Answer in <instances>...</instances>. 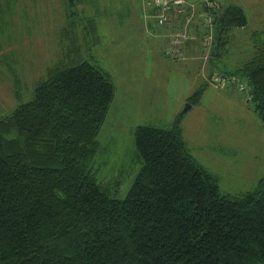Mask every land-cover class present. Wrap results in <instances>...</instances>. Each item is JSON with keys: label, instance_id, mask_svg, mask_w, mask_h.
Here are the masks:
<instances>
[{"label": "trees", "instance_id": "16d2710c", "mask_svg": "<svg viewBox=\"0 0 264 264\" xmlns=\"http://www.w3.org/2000/svg\"><path fill=\"white\" fill-rule=\"evenodd\" d=\"M221 5L210 61L248 23L242 8ZM254 48L234 84L248 86L264 123V40ZM114 98L100 68L61 62L0 119V264H264V177L252 192L222 194L178 131L137 127L142 166L125 199L97 180L91 166Z\"/></svg>", "mask_w": 264, "mask_h": 264}, {"label": "rangeland", "instance_id": "374dc122", "mask_svg": "<svg viewBox=\"0 0 264 264\" xmlns=\"http://www.w3.org/2000/svg\"><path fill=\"white\" fill-rule=\"evenodd\" d=\"M222 1L242 8L248 23L210 61L199 26L198 39L187 43L182 58L168 55L170 36L162 32L169 28L150 17L152 0H0V119L31 101L56 64L89 62L115 86L91 166L115 198H126L141 169L139 126L178 131L191 157L216 176L222 194L254 191L264 177V123L234 82L219 88L214 83L219 77L239 80L236 70L264 40L258 35L264 30V0ZM196 5L201 14L205 2ZM215 11L216 6L214 20ZM191 44L199 47L197 58L185 53ZM196 94L198 103L190 99Z\"/></svg>", "mask_w": 264, "mask_h": 264}, {"label": "built area", "instance_id": "2783aa9c", "mask_svg": "<svg viewBox=\"0 0 264 264\" xmlns=\"http://www.w3.org/2000/svg\"><path fill=\"white\" fill-rule=\"evenodd\" d=\"M195 1L197 2V0ZM203 1L205 2V10L201 14H197L196 2L192 0H152V2L148 3L154 9L153 17L159 26L175 29L169 35V55L182 58V53L187 43L189 41H196L198 35L203 46L207 44L210 50L214 40L213 11L215 4L213 0ZM197 19L199 20L198 26L202 30L196 36L195 34H190L189 29L192 28ZM234 81V78L219 77L214 84L219 88L222 85L225 86L229 82L233 83ZM236 87L239 92H248V86L245 84L237 83Z\"/></svg>", "mask_w": 264, "mask_h": 264}, {"label": "crops", "instance_id": "0c3cea01", "mask_svg": "<svg viewBox=\"0 0 264 264\" xmlns=\"http://www.w3.org/2000/svg\"><path fill=\"white\" fill-rule=\"evenodd\" d=\"M147 1V0H146ZM193 2H196L195 0H192ZM150 7V6H149ZM153 11V13H152ZM150 17L154 19L153 15H154V9L152 8V6L150 7ZM148 18V17H147ZM199 25V20L197 19V21L194 23V25L192 26L191 30H192V34H194L195 30H196V27ZM175 29L174 28H169L167 30H165V33L162 32L164 35H167V33H169V35L172 33V31H174ZM197 31V30H196ZM199 47L196 46L195 44L194 45H189L186 47L185 49V53L189 56H191V58H197L198 56H196V54H198L199 52ZM169 55V54H168Z\"/></svg>", "mask_w": 264, "mask_h": 264}, {"label": "water", "instance_id": "95a60500", "mask_svg": "<svg viewBox=\"0 0 264 264\" xmlns=\"http://www.w3.org/2000/svg\"><path fill=\"white\" fill-rule=\"evenodd\" d=\"M221 1L222 0H213L214 4L216 7H218L220 10L223 8V6L221 5ZM220 19H222V15H220ZM192 107L191 105L190 106H187L184 111L180 114L179 116V121H181V119L184 117V115L189 111L191 110Z\"/></svg>", "mask_w": 264, "mask_h": 264}]
</instances>
